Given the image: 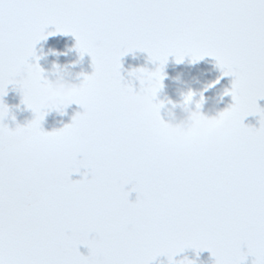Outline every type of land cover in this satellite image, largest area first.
<instances>
[{
    "label": "snow or ice",
    "instance_id": "6c2138e0",
    "mask_svg": "<svg viewBox=\"0 0 264 264\" xmlns=\"http://www.w3.org/2000/svg\"><path fill=\"white\" fill-rule=\"evenodd\" d=\"M86 2L0 0V264H197L176 259L187 249L207 250L213 264H264V0H93L92 19L82 16ZM57 34L75 38L93 71L77 84L83 110L45 131L48 78L36 45ZM136 51L157 66L125 79L122 57ZM170 56L212 57L232 77L223 93L232 103L216 123H233L215 154L207 131L180 142L168 134L157 97ZM9 85L33 113L14 128ZM136 94L144 104L130 108ZM72 148L69 163L48 166Z\"/></svg>",
    "mask_w": 264,
    "mask_h": 264
},
{
    "label": "flooded vegetation",
    "instance_id": "af4514ba",
    "mask_svg": "<svg viewBox=\"0 0 264 264\" xmlns=\"http://www.w3.org/2000/svg\"><path fill=\"white\" fill-rule=\"evenodd\" d=\"M54 30V26H50L47 29V31ZM74 45L75 38L71 35L63 34L49 36L46 40H42L36 45V53L41 57L38 63L44 69V74L48 79L56 78V75L53 73L54 63L62 69H65L63 74L66 79H70L77 84L83 79L82 73L91 74L93 71L91 57L85 54L81 59L79 54L74 50ZM121 62V74L125 79H129L128 72L133 68L147 67L149 70H154L157 66L148 60L146 52L141 51H136L135 54L129 53L125 55L122 57ZM164 72L163 88L157 97L160 101H178L181 99L180 93L182 91L186 92L188 87L191 86L196 91V95L193 98L194 101L199 100L201 91L208 98L205 107L213 109L209 114H215L216 111L223 110L232 103L230 95H223L224 90L231 87L232 77H221L220 70L216 67L215 60L212 57H205L196 63H190L186 57L184 62L176 63L175 58L170 56L165 65ZM193 77H197L199 82H194ZM218 77L220 78V82L204 91L206 86L212 84ZM133 84L135 87H139L138 81L133 80ZM3 99L11 109L10 116L5 121L10 128H14L17 123L24 124L33 118V113L21 104V96L18 91L13 89L12 85H9L8 93ZM258 103L261 107H264V100H260ZM192 106L194 107V103ZM167 107H171V105L166 103ZM166 108L161 109V116L165 119V123L168 119ZM76 111H82V109L74 104L65 110L66 114L64 115H60L55 111L48 113L42 122L43 129L45 131L59 129L64 124L71 122V117ZM11 116H15V121L11 119ZM258 119V116H249L245 119V124L259 127ZM83 171L84 169H81V173ZM81 178L80 173H74L71 177L73 180ZM135 198L136 193L132 192L129 199L135 200ZM80 251L85 255L87 254V249L83 246L80 247ZM184 256H187L189 259H195L197 264H213V258L207 250L202 251L199 257H197L194 250L187 249L184 253L179 254L176 259H182ZM160 261H164L166 264L165 257L157 258L154 264H160ZM250 261L251 257H249V264Z\"/></svg>",
    "mask_w": 264,
    "mask_h": 264
},
{
    "label": "clouds",
    "instance_id": "9594fccd",
    "mask_svg": "<svg viewBox=\"0 0 264 264\" xmlns=\"http://www.w3.org/2000/svg\"><path fill=\"white\" fill-rule=\"evenodd\" d=\"M95 14L96 8L93 0H87L82 9V16L86 19H92ZM64 71L65 69H62L59 65L55 63L53 64V73L56 75V78L51 80L48 79V83L45 85V107L48 109V113L55 111L60 115H64L66 114L65 110L70 106L74 104L79 106L78 97L76 95L77 83L72 82L70 79H66L63 74ZM192 79L194 82H199L197 77H193ZM185 83H187V81H185ZM207 86L204 91L211 88ZM190 92L195 93L196 95V91L189 86L186 92L182 91L180 93V100L164 101L163 108H166V103L171 105V107L166 108V115L168 117L166 121L168 134L173 140L180 142L183 134L187 131L192 129H196L201 132L207 131L206 151L209 154H215L224 146L223 133L232 126L233 122L230 118H225L217 124L216 122L219 120V113L221 110L216 111L215 114H209L213 111V109L205 107L208 102V98H206L204 94L202 102H200L199 105L197 104V101H199L200 98L199 100L194 101V96L191 101H186L185 97ZM169 101H171V103H169ZM193 103L194 107L192 106ZM143 104L144 99L139 94H136L129 101L130 108H140ZM58 108L62 109L64 114L57 111ZM79 108L82 109L80 106ZM13 139L15 140L16 138L14 137ZM76 151L77 149L72 148L66 152L52 153L48 158V166L50 168L64 166L74 158ZM184 155L185 153L183 150L178 153V156L181 158Z\"/></svg>",
    "mask_w": 264,
    "mask_h": 264
}]
</instances>
